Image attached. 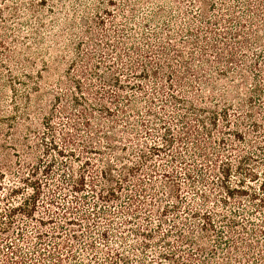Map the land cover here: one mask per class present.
<instances>
[{"label":"trees","instance_id":"16d2710c","mask_svg":"<svg viewBox=\"0 0 264 264\" xmlns=\"http://www.w3.org/2000/svg\"><path fill=\"white\" fill-rule=\"evenodd\" d=\"M244 195L264 0H0L3 264H264Z\"/></svg>","mask_w":264,"mask_h":264},{"label":"rangeland","instance_id":"374dc122","mask_svg":"<svg viewBox=\"0 0 264 264\" xmlns=\"http://www.w3.org/2000/svg\"><path fill=\"white\" fill-rule=\"evenodd\" d=\"M110 8H112L113 10H116L117 8H116V6L114 7V6H110ZM83 18V17H82ZM79 19V18H78ZM82 21H83V19L81 20H79V22L80 23H82ZM250 55L252 54V53H249ZM246 148V147H245ZM248 148V147H247ZM248 149H250V148H248ZM253 150L254 151H256V153H257V150L255 149V148H253ZM252 150V151H253ZM251 151V150H250ZM244 152H245V150H244ZM256 165V169H257V172H260L261 174H260V180H258V182H255V183H252V185L254 186V188L256 187L257 188V186L259 185V183L261 182V180H262V177H263V173H262V170H263V166H261V164L260 163H257V164H255ZM6 181H8V180H6ZM255 202H253L251 199H250V197L248 196V195H244V211H246V214L247 215H249V217L251 218L252 217V219H254V221H259L258 219L259 218H261L263 215H264V209H262L260 212L258 211L259 210V208L258 207H256L255 205ZM25 221V220H24ZM20 222L21 223H23V221L22 220H20ZM19 222V224H21ZM29 223H35V220H32V221H30ZM97 223H101V226H99V227H97L96 228V226L94 225V222L90 219V220H88V225H90V226H94V229H93V231H95V234H94V237H95V241H96V244L99 246V247H101V248H103V249H105V245H104V240L99 236V231H100V229L102 228V227H104L105 225H106V223H105V221H104V219L103 218H100L99 220H97ZM26 224H28V223H26ZM23 225H25V224H23ZM103 225V226H102ZM247 228H249V226L248 225H246V224H244ZM115 227H117V224L115 225ZM129 227H132V226H127L126 228H129ZM27 231H28V233L31 231V229H30V227H27ZM30 233H32V232H30ZM32 235H33V233H32ZM13 234L12 233H10V235H9V237H12V239H13ZM8 237V238H9ZM135 237L134 236H132V242L134 243L135 242ZM85 240V239H84ZM130 240V241H131ZM32 241L33 242H36L37 240L35 239V238H33L32 239ZM88 241H89V238H88ZM83 242V241H82ZM261 242L264 244V239H261ZM19 243L21 244V246L23 247V250L24 251H28V249H29V247H30V243H26V242H22V241H19ZM78 250H79V248H78ZM83 252L81 251V254H82ZM258 253H259V250H256L255 252H254V254H253V257H251V260L249 259V260H247V261H245L244 260V264H257V258H255L256 256H258ZM80 254V255H81ZM85 254V255H84ZM83 255H81V256H84V258H83V261H85V263L86 264H95L94 263V261H93V259H94V255H93V252H91V251H88V255L86 254V253H84ZM105 255L106 254H104V253H100V254H96V256L97 257H99V259H101V260H103V259H105L104 257H105ZM82 258V257H81ZM255 258V259H254ZM133 259V258H132ZM134 262H135V260H134ZM0 264H3V262L2 261H0Z\"/></svg>","mask_w":264,"mask_h":264}]
</instances>
